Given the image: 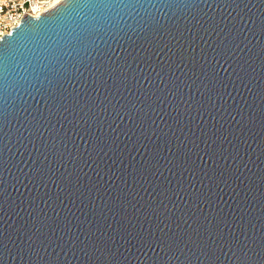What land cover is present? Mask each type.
I'll list each match as a JSON object with an SVG mask.
<instances>
[{
	"label": "water",
	"instance_id": "water-1",
	"mask_svg": "<svg viewBox=\"0 0 264 264\" xmlns=\"http://www.w3.org/2000/svg\"><path fill=\"white\" fill-rule=\"evenodd\" d=\"M0 38V264H264V0H61Z\"/></svg>",
	"mask_w": 264,
	"mask_h": 264
},
{
	"label": "built area",
	"instance_id": "built-area-1",
	"mask_svg": "<svg viewBox=\"0 0 264 264\" xmlns=\"http://www.w3.org/2000/svg\"><path fill=\"white\" fill-rule=\"evenodd\" d=\"M52 0H0V38L19 25L24 15L36 17L51 7Z\"/></svg>",
	"mask_w": 264,
	"mask_h": 264
},
{
	"label": "bare ground",
	"instance_id": "bare-ground-1",
	"mask_svg": "<svg viewBox=\"0 0 264 264\" xmlns=\"http://www.w3.org/2000/svg\"><path fill=\"white\" fill-rule=\"evenodd\" d=\"M61 0H52L51 6L55 5L56 3H58Z\"/></svg>",
	"mask_w": 264,
	"mask_h": 264
},
{
	"label": "snow or ice",
	"instance_id": "snow-or-ice-1",
	"mask_svg": "<svg viewBox=\"0 0 264 264\" xmlns=\"http://www.w3.org/2000/svg\"><path fill=\"white\" fill-rule=\"evenodd\" d=\"M0 11H2V9H0Z\"/></svg>",
	"mask_w": 264,
	"mask_h": 264
}]
</instances>
